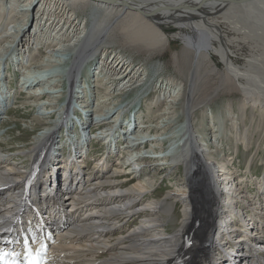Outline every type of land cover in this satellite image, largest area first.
Wrapping results in <instances>:
<instances>
[{"label": "bare ground", "instance_id": "obj_1", "mask_svg": "<svg viewBox=\"0 0 264 264\" xmlns=\"http://www.w3.org/2000/svg\"><path fill=\"white\" fill-rule=\"evenodd\" d=\"M80 6L89 10L90 27L87 26V18L80 20L76 15ZM0 14H3L5 18L9 17L6 21L10 23V25H1L3 29L0 36L2 35L12 45L16 44L15 47L8 46L5 49L9 50L13 47L11 52L17 51L20 56L25 55L28 59L26 63H23V59L17 60L19 67L24 64L29 68V75L26 77L33 79L31 86L24 84L23 86L27 89L34 87L33 83L40 84L39 87L42 90L39 88L40 90L35 93L41 94L36 96L41 100V96L44 95L49 100L43 103V106H39V103L35 106V109L39 108V111L41 107L44 110L41 113L38 112L39 116L34 119L37 125L31 126L33 129L43 126L44 131L24 145L29 149L20 150L13 155L1 149L2 145H0V186L5 187V191L0 192V223L10 221V224H19L24 227L23 229L30 237L34 234L35 238H32V241L40 245L41 247L37 248L45 252L46 264H220L218 260L210 262V259H197V256L181 260V262L174 258L188 241H195L196 245H200L209 238L216 214L220 215L223 209L222 203L229 200L227 206L234 207L238 201L241 206L240 203H243L246 198V191L242 186L244 181L238 177L239 175H235L236 172L230 167V161L228 162L225 157V160L219 162L212 150L206 147V145L210 146L209 143L203 142L201 135L198 134L200 130H203V126L200 129L195 126L194 113L197 108L195 100L199 96L203 70L206 69L208 73H215L217 70L218 66L214 64L213 58L216 56L225 66L228 76L238 82L240 90L245 94L242 113L248 106L264 111V97L253 94L248 87L251 68L256 65L255 56L246 60L242 66L237 64L234 56L235 50H240L241 44H245L248 37L257 38V41L264 40V0H0ZM21 16L24 17L22 24H11V19ZM135 20H139V23L147 29L142 35L143 44L140 43L144 47H154L170 39H179L185 46L184 52L191 54L190 69L185 84L157 80L155 87L152 86V90L156 91L153 101L157 99V105L164 100L168 102L167 110L160 113L161 117L171 119L168 123L165 121L166 125L172 122L171 114L176 115L177 107L180 105L183 107L185 123L180 127L178 134L174 132L172 134L178 139L177 146L181 149L182 160L174 161V164L184 166L189 185L184 186V193H177L175 196L167 194L161 199L148 202H143L142 199L147 193V197L152 196L150 193H153L155 185L150 178H142L141 171L152 164L150 161L143 162L144 166L141 167V163L139 164L137 160L149 157L151 159L144 160L153 161L152 159L160 160L165 157L157 155L154 150L157 143H161L160 134L156 132L155 137L149 136L150 140H157L151 144L152 141L144 138L147 131L139 130L141 126L135 125L138 121L137 114L140 112L138 110L132 112L131 107L128 105L122 107L121 102L116 104L117 101L114 102L113 99L117 97L120 100L125 97L124 93L127 90L130 91L145 80L147 71L143 66L129 63L130 61L121 53L112 50V45L111 47L108 45L117 37L118 27H128L126 24H133ZM169 26L176 29L170 37L163 31ZM229 34L235 36L230 37ZM136 36L138 37V33ZM9 38H12V41ZM50 40L57 43L55 48L48 51L45 57L48 59H44L45 63H35V58L27 56L29 49L39 47V45L36 46L37 43L42 41L47 43ZM182 56L183 54L177 56L178 62ZM5 59L7 58H4L2 54L0 64ZM93 60L97 63L93 75L90 76L92 73L89 72L85 76L93 77L97 85L93 91L91 90L92 92L90 91L89 97L99 96L97 93L101 87L107 89L104 96L99 97L101 98L99 103L105 102L104 109L100 110V113L95 109L94 98L93 101L91 99L80 101V98L84 96L80 97V94L85 92L86 95L87 91L83 90L85 85L82 84L81 77L82 85L81 87L78 85L79 73L84 68L87 70L89 67L85 66L91 65L90 62ZM65 62L72 64L68 66L62 78H66L68 87L70 84L73 86L75 95L74 102L72 99L66 102L64 100L63 103H66L64 106L56 101L66 94L67 97L64 98H68L70 91L67 89L63 94V90L60 91L61 87L57 89L59 84L56 77L46 78L45 73L48 71L47 67ZM33 63L36 65L34 66ZM100 71L105 72L104 76L99 75ZM48 82L49 88L53 91L46 88ZM90 87L92 85L88 88ZM3 88L0 85V90ZM58 92L60 95L56 97ZM1 93L4 94L3 91ZM5 93V96L0 95V125L5 124L1 116L7 114L9 108V102H5L8 95L7 92ZM179 101L183 102L178 105ZM72 106L74 111H78L80 107L85 109L86 116L82 118L84 133L74 132L77 131L76 121H72L74 117H70L69 113L63 116L65 108ZM53 110L56 115L60 113V119L57 121L52 120ZM96 113L97 115H93ZM125 114L129 115L126 117ZM131 114L134 120L129 119L127 128L135 127L133 133L129 134L134 140L129 145L130 139L125 136L126 134L124 135L125 131L120 133L121 129L117 132L116 130L118 127H123L124 117L131 118ZM116 115L118 119L113 120ZM101 117L102 123L93 127L95 121ZM61 126L71 131V135L75 137L70 136L73 139L72 142L82 145V149L78 150L77 146L73 148L68 140L64 142V133L61 135L64 138L63 147L56 148L54 142L58 138ZM161 128L163 126L158 125L154 130L158 131ZM26 133L29 134V131ZM81 135H84L85 143L81 142ZM66 136L69 137V134ZM239 136L240 141L248 146V129L240 132ZM115 137L116 140H114ZM163 137L165 141L167 134H163ZM101 138L105 141L100 140ZM118 138L119 140L127 138L128 141L121 143L117 141ZM216 139V137L213 138L211 142ZM94 140L108 144L107 154L106 158L103 155L101 159L95 160L94 167L91 172H88L89 161L94 160V157L91 158ZM120 143L124 145L122 148ZM146 146L153 149V156L146 152ZM62 148L69 150L64 163L57 166L52 159L44 160L49 151L58 152ZM114 155L117 157L116 162L119 166H115L116 162L109 160L110 156ZM12 156H15V159ZM25 156L28 162L16 161L23 160ZM16 157L20 158L16 159ZM79 158L81 161L78 160ZM25 162L29 166L25 165ZM250 162L248 167L252 165ZM65 167L66 169L62 172V168ZM29 173L34 175L42 173L41 180L47 179L51 182V189L37 192L39 187L36 183L31 190V187H27L24 182ZM125 175L126 177L122 178ZM130 175L133 177L130 178ZM151 189L152 191L149 192ZM201 197L203 208L200 220L204 221L197 224L196 229L202 231L204 235L209 225L204 238L195 236L194 231L190 230L192 220L195 217L199 219L195 211L199 199V204L201 203ZM216 197L217 201L220 198L218 209L215 203ZM79 199L84 201V210L78 212L76 208ZM172 199L185 203L183 204L184 220L176 233L168 237L164 226L165 219L172 210L169 201ZM42 206L50 207L48 215L42 216L32 210L34 207ZM143 213L147 214L143 216ZM244 214L241 207V210L236 211L235 218L243 219ZM136 218L138 220L143 218V220L137 223ZM55 222L57 225L62 224V227L66 228L65 231L60 232L59 229L53 231ZM131 223L133 224L130 226ZM232 228L242 232L241 227L235 222ZM248 232L253 234V231ZM112 240L115 241L114 243H122V246L116 247L113 242L111 243ZM262 247L260 245L256 248ZM250 259L240 258V264H257L255 260ZM258 264H264V261L259 260Z\"/></svg>", "mask_w": 264, "mask_h": 264}, {"label": "rangeland", "instance_id": "obj_2", "mask_svg": "<svg viewBox=\"0 0 264 264\" xmlns=\"http://www.w3.org/2000/svg\"><path fill=\"white\" fill-rule=\"evenodd\" d=\"M76 15L80 20L82 19L84 20L85 18H87V23H88L87 26L90 27L91 19L88 9H85L83 6H80V8L76 11ZM29 16L32 18L31 14H29ZM6 20H9V17L5 18L3 14H0V32L3 29L1 25L4 24L10 25L9 21L7 22ZM11 21H12L11 24L13 25L16 24L20 25V23L21 24L23 23L24 17L21 16L20 18H15L14 20L11 19ZM126 25L128 27L122 26L116 29L117 37L114 38L113 42L108 43V45H110V47L112 45L113 47L112 50H116L117 53H121V55H123L126 59L130 61L129 63L138 66H143L145 71H147V74L145 80L140 82L138 85L134 86L130 91L127 90L126 93H124L125 97L121 98L120 100L117 97H114L113 99L114 102L117 101L116 104L121 102L122 107L123 106L127 107V105L131 107V105L133 104L132 107L139 109L138 112L140 113L137 114L136 119L138 120V122L140 119L143 120V122L142 121L139 122L140 124L144 122L152 123L149 124L150 126L147 127L146 129L147 131L146 136L145 137L142 136V137L149 139V136L155 137L157 135L155 134L156 132L160 134L161 143H157V147H155L154 150L157 152L156 153L157 155L161 157L163 156L165 157L160 160L152 159L153 161L144 160V159H151L149 157H144L140 160H137L139 164L141 163L140 164L142 165L141 167L144 166L142 164L143 162L150 161V163L152 164V165H148L149 167L145 168V170H142L141 172H142V178H146V177L150 178V181L153 182L152 184H154L155 187H153L154 188L153 193H150V195L152 196L147 197L148 196L147 193L142 199V201L143 202L155 201L156 199L158 200L163 198V196L167 194L170 195L172 194L175 196L177 195V193H184L185 191L184 186L189 185L187 183L188 182L187 180L189 179L185 175L186 172L184 166L178 165V163L174 164V161L178 162L179 160H182L181 149L179 146H177L178 139L174 137V135L172 134L173 132L175 134H178L180 127L185 123V117L183 116L182 113L183 107L182 105L177 107L176 115L171 114L172 122L170 123V125L168 124L166 125L165 123L166 122L168 123L171 119L169 120V118L165 119L161 117L160 113L164 110H167L168 102L164 100V102L157 105L158 103L157 99L153 101V97L156 95V91L152 90V86L154 85L155 87V83L158 82L157 80H163L176 84L179 83L185 84L187 81L188 71L190 69L191 54L188 52L187 53L184 52L185 46L179 39H175V40L170 39L166 43L164 41L162 45H155L154 47H150V46L144 47V45H142L143 44L142 35L147 31L146 27L143 26L142 23H139V20H135L133 24H126ZM263 29H264V24H263ZM163 31L167 34L168 37H170V35L173 32H175L176 29L173 28L172 26H169V27H165ZM137 33H138V37L136 36ZM229 35L230 37L235 36L234 34H229ZM252 35L253 34H251V36ZM9 39L12 41V38ZM56 43H53L52 40H50L47 43L43 41L39 42L36 44V46L39 45V47L37 49H29V52H27L28 55L27 54L26 55L35 58L34 60L35 63H40V62L45 63V61L48 59L45 58L48 55L47 54L48 51L55 48ZM153 43L154 42H152V44ZM8 46L15 47L16 44L14 43V45H12L10 42H8L6 38H3L1 35L0 57L3 54L4 58H7V61L3 65L2 68L3 70H0L1 73L0 85L1 87H4L2 90H0V95L5 96L6 94L5 92H7L8 96L6 97L5 102L7 103L9 102L8 103L9 108H8V113L7 114L5 113L1 116V119L5 124L0 125V145H2L1 149H5L6 151H8V154L14 155L15 153H19L20 150L24 151L26 150V148L29 149L28 146L24 147V145L30 143L37 135L43 133L44 131L43 126L42 127L39 126L37 127V129L36 128L33 129L32 127L33 125H37L34 119L35 117L39 116L38 112L41 113L44 110L41 109L43 108L41 107L39 111L38 110L39 108L35 109V106L37 103L40 104L39 106H43V103H47L49 100L47 96L46 98L41 100H39V98L36 96L35 92L41 89L39 87L41 86L40 84H37L35 87H29L27 89L25 86H23V83L27 82L25 78H27L26 76L29 75L28 71L30 70L24 64L19 67L17 60L23 59V63H26L28 59L27 57H25V55L23 57L20 56L19 52L17 51L11 52L13 47H11V49L9 50H6L5 48H8ZM251 46L253 47L251 48ZM156 48L157 49L159 48V50H157ZM235 52H236L234 54L235 59L238 62L237 64H239L240 66L244 65L246 60L251 59L252 57L255 56L256 65L253 68H251L252 71L250 73L251 76L248 87L253 94L261 95L264 97V40L259 41L258 39L257 41V38L254 39L253 37L251 38L248 37L246 39V43L241 44L240 50L236 49ZM179 54H183V56L181 60L178 62L177 56ZM213 58H214V64H217L218 67L215 73H208L206 69H204L202 72L203 75L199 85L200 86L199 96L195 100L196 101L195 107H197L194 113L195 126L198 129H200V127L203 126V130H200L198 134L201 135L203 142L207 144L209 143L210 146L206 145V147L212 150L214 156L216 155L217 160L221 162L227 158L226 160H228V162L230 161L229 164L231 165L233 171L236 172L235 175L236 176L239 175L238 177H240L241 179H247V181L245 182L246 183L245 188H248L250 186V190H252V192H255L256 186L253 183H249V180L250 179L260 180L261 176L264 174V111H261L259 108H253L252 106H248V108L244 109V113H242L245 104V94L240 90L238 86V82H235L228 76L225 70V66L221 63L220 59L216 56H214ZM35 63H33L34 66L36 65ZM71 64H72L71 62L69 63L65 62L56 66L46 68L48 70L45 73L47 74V76L45 75L46 78L50 76L56 77L57 83L59 84L57 89L61 87L60 91L63 90V94L67 89H69V87L68 84L66 83L67 81L66 78H62V75L64 76L68 66H70ZM90 64L91 65L85 66V67H89L87 68V70H85L84 68L79 73L78 78L80 82L78 85H80L81 87V85L84 84L85 88L83 90L87 91L86 95L85 92L83 94H80V97L84 95L82 98H80V101L83 100L85 101L89 99L93 101L94 98V106L96 107L95 109L98 113H100L102 109H104L103 107L105 105V102L99 103L98 101L101 99V98L99 99V97L104 96V93L105 91H107V89L101 87L99 89V92L98 93L96 92L99 96L96 95V97H92L91 95V98L89 97L90 91L91 90L93 91L95 85H97V82H94L93 77L89 78V76H85L89 72L92 73L90 74V76L93 75V71L96 68L97 63H95L94 60L93 62L91 61ZM104 73H101L100 71L99 75L102 77L104 76ZM96 76L97 74L95 75V77ZM80 77L82 79V84H80L81 83ZM48 84L49 82L47 83L46 88L48 90L53 91L52 88H49L50 86H48ZM90 85H92V87L88 88ZM2 91L4 92V94L1 93ZM56 94H57L56 97L60 95L59 92ZM66 95L60 98L61 100L59 99L58 100L59 102L56 101V103H58L59 105H63V101L65 100L64 97H67ZM73 95H75V93ZM109 96L110 95H108V97ZM28 97H30L29 98L30 100H28ZM103 98L106 99L107 97H103ZM182 102L183 101H179L178 105ZM27 105L29 106L27 107ZM153 106L154 108H152ZM72 114L75 115L76 113H72ZM93 115H97V113ZM125 116L127 117L128 114H125ZM115 119H118V115L113 117V120ZM52 120L54 121L59 120L58 116L54 114L52 116ZM135 125H138V123L135 122ZM158 125L159 127L163 126V128H161V130L155 131L154 128L155 126ZM94 127L96 126L94 125ZM122 128L118 127L116 132ZM245 129H248V136H249L248 146H246V144L240 141L239 139L240 137L239 133L243 132V130L245 131ZM28 131L29 134L26 133ZM119 132L121 133L120 130ZM61 133L62 131H59L58 138H56L55 140L56 146L60 148L63 147V145H60ZM163 134H167V139L165 141L163 140L164 138ZM164 136L166 137V135ZM215 137L217 139L214 142L213 141L211 142V140L213 138L215 139ZM100 140L105 141L102 138ZM114 140H116V137L114 138ZM103 141L94 140V142L92 143L93 150H92L91 158L94 157L93 158L94 160L89 161L88 171L90 172L92 170V167H94L93 166V164L95 163L94 161L99 160L100 158H102L103 155L106 156L107 154L106 152H107L108 144H106ZM117 141H119V138L117 139ZM150 141H152L151 144L157 142V140L156 141L150 140ZM145 150L146 152H148V154H150V156L154 155L152 154L153 149H149V146L148 147L146 146ZM140 151H142V149H140ZM63 153L64 151L60 152V157H62ZM15 156L12 157L15 159ZM111 157L113 158L111 159ZM17 158L19 159L20 157H16V159ZM116 159L117 157L115 155L110 156L109 158V160L114 163L116 162ZM250 160L252 163L250 162ZM16 161L19 163L21 161L28 162V158H26L25 156L23 160L19 159ZM26 162L24 163L25 165L28 164ZM249 162L252 165L248 167ZM115 166H119L118 162H116ZM197 171L199 172L200 170L197 168ZM125 177L126 175L122 176V178ZM129 177L131 178L133 177V175H130ZM141 181L143 180L141 179ZM192 185L195 184L192 183ZM152 189L149 190V192H151ZM244 194L245 193H243V195ZM174 200L175 199L169 200L171 202L170 209L172 210L169 213L168 218L165 219V223H166V225L164 226L165 228L163 227L164 231L167 230L165 232L168 234L167 235L168 237L176 233V231L180 228L182 221L184 220L183 204L185 203H181L180 201H174ZM202 201L203 198L201 197V203L199 204L200 202L199 199V202L197 203V210L195 211V214H197L199 219L194 216L195 219L192 220V227H190V230L194 231L195 236L204 238L209 229V225H207L204 235H202V231L196 229L198 225L204 221V220L202 221L200 220V218L202 217V208H203ZM78 202L79 203H78V207L76 208V211L79 212L84 210L83 207L84 201L79 199ZM146 214L147 213H143L142 215L145 216ZM142 220L143 218L139 220L137 219L136 222L140 223L142 222ZM132 224L133 223H131L130 226ZM112 242L114 243L115 241L112 240L111 243ZM114 244L116 247L122 246V243H114Z\"/></svg>", "mask_w": 264, "mask_h": 264}, {"label": "built area", "instance_id": "obj_3", "mask_svg": "<svg viewBox=\"0 0 264 264\" xmlns=\"http://www.w3.org/2000/svg\"><path fill=\"white\" fill-rule=\"evenodd\" d=\"M68 99L69 97L65 98V102ZM65 102L63 103L64 106L66 105ZM66 108L63 112L66 111ZM85 116L86 114H83V118ZM129 119L134 120V116L132 115L131 118H125V122L122 125L123 128L121 129V132L125 131L124 135L126 134L125 136H127V138L130 139L131 141L130 140L128 141L127 138L125 139L123 138V140H119V142L121 141V143H123L125 140H127L130 143L129 145H131L134 140L132 137H130L132 135L129 134L133 133L132 131H134L135 126L133 124L134 126L133 128L130 129L127 128ZM81 121H83V119ZM100 123H102V121ZM100 123H96V125ZM136 126L138 127L141 125L138 124ZM139 130H141L140 127ZM121 143H120V147L122 148L124 145H122ZM263 179H264V174L261 176L260 180L257 179L249 180V183H253L256 186L255 192H252V190H250V186L248 188H245L246 187L245 182L247 181V179H242L244 181V184H242V186L243 189L246 191V198H244L243 203H240L241 206H239L238 201L236 202L237 205L234 204V207H231V205L227 206L229 200L226 203H222L225 210L224 220L220 228V233L217 235L216 240L212 247V251L216 257L222 256L221 255L222 251L227 252L229 251L228 249H231V247L237 249L238 251L244 250L248 253V251L250 250L260 249V248H256L260 245L263 246L260 250H263L261 255L264 256V225H263L264 224V180ZM241 207H243V211L245 212V214L243 216V219L240 218V220H238L237 218H235L236 211H238V209L241 210ZM234 222L241 227L242 232H237L236 228H232V224ZM248 231H253V234ZM253 241H255V243H253ZM244 254L245 252H242L241 255L242 258ZM237 259H240V257H238Z\"/></svg>", "mask_w": 264, "mask_h": 264}, {"label": "water", "instance_id": "obj_4", "mask_svg": "<svg viewBox=\"0 0 264 264\" xmlns=\"http://www.w3.org/2000/svg\"><path fill=\"white\" fill-rule=\"evenodd\" d=\"M214 235V233L212 234V236Z\"/></svg>", "mask_w": 264, "mask_h": 264}]
</instances>
